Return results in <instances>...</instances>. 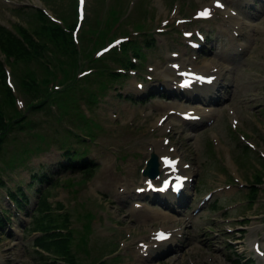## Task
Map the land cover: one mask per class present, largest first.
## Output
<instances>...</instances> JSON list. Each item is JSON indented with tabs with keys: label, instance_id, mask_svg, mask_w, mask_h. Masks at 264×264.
I'll return each instance as SVG.
<instances>
[{
	"label": "rangeland",
	"instance_id": "1",
	"mask_svg": "<svg viewBox=\"0 0 264 264\" xmlns=\"http://www.w3.org/2000/svg\"><path fill=\"white\" fill-rule=\"evenodd\" d=\"M219 1L220 8L215 0H87V22L76 35L81 54L66 56L61 46L50 44L47 53L54 62V73L46 72L39 58L4 61L7 83L0 87L2 112L13 120L28 109V124L23 130L15 124L0 129V165L17 167L10 171L15 180L12 186L21 180L27 188L36 169H49V176L30 191L37 194L35 190L42 189V196L33 198L35 203L41 196L43 202L19 227L24 236L21 244L13 248L14 242L1 238L0 264H63L58 256L65 254L64 247L76 264H235L228 242L238 253L254 256V264H264L249 246L255 239L264 246V108L259 104L264 101V0H247L255 3L251 10L249 4L236 7L237 0ZM76 5V0H0V22L13 28L21 23L48 42L41 9L47 20H65L71 27ZM195 10H207L212 19H223L219 27L226 29H221L225 37L219 45L229 47L247 35L244 59L239 56L235 61L220 51L217 60L209 52L186 49L185 44H192L193 39L183 38L182 33L205 27L192 16ZM180 18L188 21L175 24ZM97 24L109 31L104 39L93 34L95 42L107 38L99 47L101 55L97 46H92V53L87 49V33ZM129 36L131 41L124 49L112 53L117 45L102 52L104 46ZM206 45L212 50L210 41ZM173 52L177 58L170 56ZM95 59L103 62L96 64ZM131 59L134 68L129 67ZM226 61L230 65L221 63ZM178 67L203 72L217 68L234 77L239 87L230 103L245 129L257 136L250 141L253 153L235 145L225 107L201 105L197 99L183 102L180 93L169 88L171 83L176 88ZM111 69L125 75L114 80L117 75H109ZM249 73L251 80L246 83ZM23 77L32 84L26 85ZM158 79L166 85L156 83ZM242 81L247 84L244 90ZM141 84L144 87L139 89ZM188 108H197L205 120L189 128L174 114L160 128L159 118L169 110ZM248 115L255 118L256 131ZM184 125L186 130L181 129ZM157 144L162 147L158 149ZM70 146L82 158L74 168H66ZM150 152L160 162L163 156L177 158L192 178L190 200L179 207V213L135 191L147 182L142 170ZM14 155L17 158L10 164ZM243 155L250 163L244 164ZM90 212L95 217L89 227ZM177 217L183 218V226L177 224ZM55 222L61 223L62 232L42 233L40 229L51 230ZM177 227H184L185 238L170 242L179 247L165 251L164 243H154L156 230L172 233ZM84 233L90 235V254L80 248H85Z\"/></svg>",
	"mask_w": 264,
	"mask_h": 264
},
{
	"label": "snow or ice",
	"instance_id": "2",
	"mask_svg": "<svg viewBox=\"0 0 264 264\" xmlns=\"http://www.w3.org/2000/svg\"><path fill=\"white\" fill-rule=\"evenodd\" d=\"M217 7H222V5H220L219 3H217ZM202 15H204V16H208V15H210V13H209V11H205L204 13H202ZM159 238H161V239H163V238H165V236H164V234H160V237Z\"/></svg>",
	"mask_w": 264,
	"mask_h": 264
},
{
	"label": "bare ground",
	"instance_id": "3",
	"mask_svg": "<svg viewBox=\"0 0 264 264\" xmlns=\"http://www.w3.org/2000/svg\"><path fill=\"white\" fill-rule=\"evenodd\" d=\"M184 66V65H183ZM222 67V66H221ZM176 79V78H175ZM175 97V96H174ZM175 120H177V119H175ZM181 122H182V120H181ZM176 124V123H175ZM180 124V123H179ZM185 126V125H184ZM183 126V127H184ZM182 127V126H181ZM178 128V127H177ZM172 139V138H171ZM157 141V140H156ZM155 141V142H156ZM174 143V142H173ZM169 144V143H168ZM174 147H176L175 145H173ZM162 147V146H161ZM172 148V147H171ZM167 150V149H166ZM164 153V152H163ZM175 154V153H174ZM166 155V154H165ZM170 156H172V155H170ZM164 157V156H163ZM167 157V156H166ZM117 183V182H116ZM119 184V183H118ZM127 185V184H126ZM146 217V216H145ZM178 221L181 223V224H183V220L182 219H178ZM181 226H183V225H181ZM143 229V228H142ZM148 229V228H147ZM136 252H137V250H135Z\"/></svg>",
	"mask_w": 264,
	"mask_h": 264
},
{
	"label": "water",
	"instance_id": "4",
	"mask_svg": "<svg viewBox=\"0 0 264 264\" xmlns=\"http://www.w3.org/2000/svg\"><path fill=\"white\" fill-rule=\"evenodd\" d=\"M145 174H150V171L148 169H146Z\"/></svg>",
	"mask_w": 264,
	"mask_h": 264
}]
</instances>
